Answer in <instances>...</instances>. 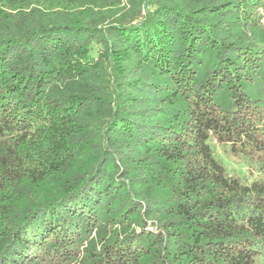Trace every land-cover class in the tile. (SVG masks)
Wrapping results in <instances>:
<instances>
[{
    "label": "trees",
    "instance_id": "1",
    "mask_svg": "<svg viewBox=\"0 0 264 264\" xmlns=\"http://www.w3.org/2000/svg\"><path fill=\"white\" fill-rule=\"evenodd\" d=\"M264 0H0V264H260Z\"/></svg>",
    "mask_w": 264,
    "mask_h": 264
},
{
    "label": "rangeland",
    "instance_id": "2",
    "mask_svg": "<svg viewBox=\"0 0 264 264\" xmlns=\"http://www.w3.org/2000/svg\"><path fill=\"white\" fill-rule=\"evenodd\" d=\"M222 163L229 175L246 177L249 181H264V171L251 173L250 169L246 165L235 163L231 158L227 156H222ZM260 264H264V258L260 260Z\"/></svg>",
    "mask_w": 264,
    "mask_h": 264
}]
</instances>
